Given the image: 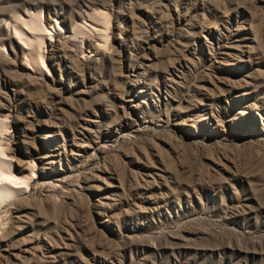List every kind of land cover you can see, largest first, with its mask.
Masks as SVG:
<instances>
[{
	"label": "rangeland",
	"instance_id": "obj_1",
	"mask_svg": "<svg viewBox=\"0 0 264 264\" xmlns=\"http://www.w3.org/2000/svg\"><path fill=\"white\" fill-rule=\"evenodd\" d=\"M0 157V264H264V0H0Z\"/></svg>",
	"mask_w": 264,
	"mask_h": 264
},
{
	"label": "bare ground",
	"instance_id": "obj_2",
	"mask_svg": "<svg viewBox=\"0 0 264 264\" xmlns=\"http://www.w3.org/2000/svg\"><path fill=\"white\" fill-rule=\"evenodd\" d=\"M82 147V146H81ZM78 150V149H77ZM61 156V151L58 149V148H55V149H53L52 150V153H50V155H47L46 154V157H53V158H58V157H60ZM0 158H2V157H0ZM6 159V158H5ZM4 160V159H3ZM3 162V161H2ZM4 162H6V161H4ZM2 165V164H1ZM7 170V169H6ZM5 175V174H4ZM8 175V174H7ZM5 178V177H4ZM3 182H5V181H3ZM7 182V181H6ZM2 183V182H1ZM11 183V182H10ZM8 184V185H10L9 187H11L10 189H12V188H14V187H12V185L11 184ZM9 187L8 186H6L4 183L3 184H1L0 185V201H1V199L4 197V195H3V192L5 191V190H9ZM17 188H19V187H17ZM15 189H16V187H15ZM14 190V189H13ZM12 191V190H11ZM16 191V190H15ZM9 195V194H8ZM8 197V196H7Z\"/></svg>",
	"mask_w": 264,
	"mask_h": 264
}]
</instances>
